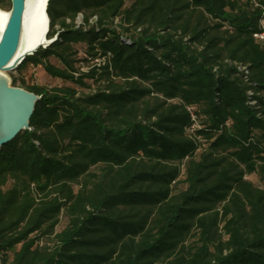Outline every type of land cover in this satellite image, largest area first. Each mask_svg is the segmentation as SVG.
I'll list each match as a JSON object with an SVG mask.
<instances>
[{
  "label": "trees",
  "instance_id": "obj_1",
  "mask_svg": "<svg viewBox=\"0 0 264 264\" xmlns=\"http://www.w3.org/2000/svg\"><path fill=\"white\" fill-rule=\"evenodd\" d=\"M46 15L16 70L63 83L10 75L38 99L0 145V264H264V0Z\"/></svg>",
  "mask_w": 264,
  "mask_h": 264
},
{
  "label": "water",
  "instance_id": "obj_2",
  "mask_svg": "<svg viewBox=\"0 0 264 264\" xmlns=\"http://www.w3.org/2000/svg\"><path fill=\"white\" fill-rule=\"evenodd\" d=\"M10 3L11 6L7 11L8 18L4 28L3 38L0 40V70L5 79L4 87L6 89V95L13 99L15 106L13 105L11 108L10 117L0 124V145L11 140L22 129L29 128L28 119L32 113L34 103L38 99V96L32 92L21 87L12 86L10 79L4 72L15 69L27 55L33 54L39 47H45L52 41V39L46 38L48 17L46 15L47 0H45L43 14L45 15L46 22L43 32V42L36 44L28 51L20 54L16 60H12L20 44L25 0H10Z\"/></svg>",
  "mask_w": 264,
  "mask_h": 264
},
{
  "label": "bare ground",
  "instance_id": "obj_3",
  "mask_svg": "<svg viewBox=\"0 0 264 264\" xmlns=\"http://www.w3.org/2000/svg\"><path fill=\"white\" fill-rule=\"evenodd\" d=\"M44 3L45 0H25L20 44L12 60H16L20 54L43 42V32L46 22L45 15L43 14ZM7 18L8 12L0 10V40L3 38ZM1 72L0 70V124L10 117L11 108L13 105L15 106L13 99L6 95L4 87L5 79Z\"/></svg>",
  "mask_w": 264,
  "mask_h": 264
},
{
  "label": "rangeland",
  "instance_id": "obj_4",
  "mask_svg": "<svg viewBox=\"0 0 264 264\" xmlns=\"http://www.w3.org/2000/svg\"><path fill=\"white\" fill-rule=\"evenodd\" d=\"M7 11V10H3ZM79 47V46H78ZM84 53L82 49L79 47V53L78 56H83ZM49 61L57 64V61L55 58L50 57ZM81 68H85L84 66ZM4 74L10 79V75L19 77L22 76L25 81L29 83H38V84H44V85H55V84H61L63 83L59 79H52L50 78L40 66H33L31 64L26 65L24 68L21 70H10L4 72ZM248 180H250L254 185L258 187H263V183L255 176L254 174L246 176ZM65 224V219L63 217L60 218V222L58 226L56 227V231H59Z\"/></svg>",
  "mask_w": 264,
  "mask_h": 264
},
{
  "label": "built area",
  "instance_id": "obj_5",
  "mask_svg": "<svg viewBox=\"0 0 264 264\" xmlns=\"http://www.w3.org/2000/svg\"><path fill=\"white\" fill-rule=\"evenodd\" d=\"M261 27L264 29V21L260 22ZM254 37L259 38V39H264V31L260 32V33H255ZM192 118H194V115H192ZM194 125L191 126V128L189 129V131H191L193 129Z\"/></svg>",
  "mask_w": 264,
  "mask_h": 264
}]
</instances>
